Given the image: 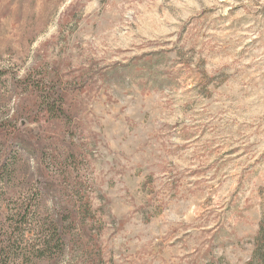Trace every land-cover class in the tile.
<instances>
[{"label": "rangeland", "instance_id": "obj_1", "mask_svg": "<svg viewBox=\"0 0 264 264\" xmlns=\"http://www.w3.org/2000/svg\"><path fill=\"white\" fill-rule=\"evenodd\" d=\"M27 77L63 92L69 122L48 119ZM12 138L0 217L40 183L48 209L78 214L54 264H248L264 0H0V163Z\"/></svg>", "mask_w": 264, "mask_h": 264}, {"label": "trees", "instance_id": "obj_2", "mask_svg": "<svg viewBox=\"0 0 264 264\" xmlns=\"http://www.w3.org/2000/svg\"><path fill=\"white\" fill-rule=\"evenodd\" d=\"M17 82L26 90L33 88L31 90L38 97L41 111L46 112L48 119L70 121L63 92L56 89V86L31 77ZM16 140V143L13 140L11 148H7L5 159L0 163V203L4 201V184L11 181L17 171L20 155L14 148L16 144L23 146V141ZM50 192L48 183H40L31 196L13 201L4 218L0 217V264H54L65 257L67 236L76 232L78 214L69 208L48 209L45 202ZM262 247L264 219L255 237L254 254L248 264L264 262Z\"/></svg>", "mask_w": 264, "mask_h": 264}]
</instances>
